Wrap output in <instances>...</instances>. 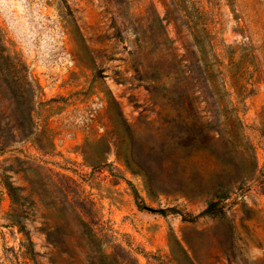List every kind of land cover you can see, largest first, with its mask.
<instances>
[{"label": "rangeland", "instance_id": "obj_1", "mask_svg": "<svg viewBox=\"0 0 264 264\" xmlns=\"http://www.w3.org/2000/svg\"><path fill=\"white\" fill-rule=\"evenodd\" d=\"M0 37V264H264V0H0Z\"/></svg>", "mask_w": 264, "mask_h": 264}, {"label": "trees", "instance_id": "obj_2", "mask_svg": "<svg viewBox=\"0 0 264 264\" xmlns=\"http://www.w3.org/2000/svg\"><path fill=\"white\" fill-rule=\"evenodd\" d=\"M1 48H2V50H4V46L1 44V37H0V49ZM3 184H4V186L8 192L11 203L15 207L20 208V206L23 205V200H25V196L23 194H21V189L19 187L13 186L11 184V182H9L8 180H4ZM220 199H222V197H219L218 200L209 201L206 204V207L204 208V210L201 212V214H220L222 211ZM135 203H136V206L138 209H146V210H149L152 212L159 213L161 215H164L166 213V211H174V209H172V208H169V209H153V208H150L148 206H145L141 202H139V200L137 198H135ZM13 212H16V211H13ZM23 233L25 235V238L27 239V242L31 243L27 232H23Z\"/></svg>", "mask_w": 264, "mask_h": 264}]
</instances>
